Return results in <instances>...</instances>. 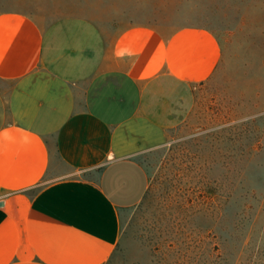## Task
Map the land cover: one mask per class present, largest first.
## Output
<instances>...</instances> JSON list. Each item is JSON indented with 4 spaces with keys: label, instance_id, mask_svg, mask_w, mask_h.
<instances>
[{
    "label": "crops",
    "instance_id": "obj_1",
    "mask_svg": "<svg viewBox=\"0 0 264 264\" xmlns=\"http://www.w3.org/2000/svg\"><path fill=\"white\" fill-rule=\"evenodd\" d=\"M56 18L0 11V264H108L122 214L222 46L104 8Z\"/></svg>",
    "mask_w": 264,
    "mask_h": 264
},
{
    "label": "rangeland",
    "instance_id": "obj_2",
    "mask_svg": "<svg viewBox=\"0 0 264 264\" xmlns=\"http://www.w3.org/2000/svg\"><path fill=\"white\" fill-rule=\"evenodd\" d=\"M98 7L206 28L222 46L167 140L138 154L149 189L122 214L108 264H264V0H0V11L47 18Z\"/></svg>",
    "mask_w": 264,
    "mask_h": 264
},
{
    "label": "water",
    "instance_id": "obj_3",
    "mask_svg": "<svg viewBox=\"0 0 264 264\" xmlns=\"http://www.w3.org/2000/svg\"><path fill=\"white\" fill-rule=\"evenodd\" d=\"M3 205V203L0 202V207Z\"/></svg>",
    "mask_w": 264,
    "mask_h": 264
}]
</instances>
